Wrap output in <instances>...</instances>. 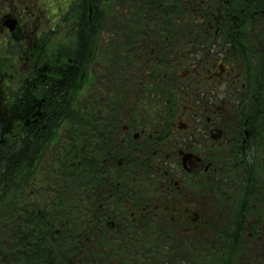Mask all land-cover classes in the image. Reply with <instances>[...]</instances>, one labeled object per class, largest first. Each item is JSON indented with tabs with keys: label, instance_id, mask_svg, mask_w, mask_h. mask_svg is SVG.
Wrapping results in <instances>:
<instances>
[{
	"label": "flooded vegetation",
	"instance_id": "obj_1",
	"mask_svg": "<svg viewBox=\"0 0 264 264\" xmlns=\"http://www.w3.org/2000/svg\"><path fill=\"white\" fill-rule=\"evenodd\" d=\"M9 2L2 14L3 20L8 15L14 21L7 42L10 53L3 56L6 63L0 57V158L9 159L4 170L11 174L0 184L7 186L8 195L0 196V264H59L61 248L75 252L79 235L89 238L91 253L106 244L97 264H179L175 259L180 249L192 251L180 243L203 236L213 223L218 227L230 212L246 216L247 236L254 244L263 243L264 264V184L259 186L260 170L264 171V0H188L183 11L199 19L193 32L177 39L182 43L176 48L174 39L165 37L166 47L145 64L144 75L131 86L136 94H150L148 86L159 84V100L148 102H162V110L147 121L135 117L133 103L118 109L120 115H128L125 118L106 117L103 111L95 115L104 118L88 116V142L99 137V144L90 149L104 158L101 163L90 160L91 197L73 198L71 208L62 207L60 193L53 194L52 185L43 186V181L25 184L28 196L15 197L14 168L43 174L50 161L60 168L67 145L66 134L56 129L63 116L59 110L70 107L78 132L81 123L74 114L79 92L86 89V100L91 101L95 87H107L108 75L96 82L94 71L89 66L86 70L92 52L81 60L86 61L81 73L68 70L78 60V22L71 28V39L62 41V49L48 55L46 24L33 22V28L28 27L31 18L24 7ZM170 18L172 23L181 20ZM165 23L171 25L169 20ZM69 74L71 81L60 93ZM57 104L61 108L56 109ZM87 109L92 115L94 110ZM73 140L75 155L78 143ZM138 159L150 166L155 181L138 179L137 188L144 185V190L138 197H126L120 182L107 180L115 170L132 168ZM232 167L247 172L246 183L240 186L236 175V197L222 199L218 169ZM100 177L103 181L97 182ZM197 178L201 186H210L213 198L192 196L190 183ZM70 210L76 219L63 214ZM80 219L86 231L75 230ZM16 221L25 228L21 234L15 233ZM164 241L167 246H161ZM257 248L253 245L251 250ZM166 249L172 260L154 261L157 252ZM20 254L21 262L16 261Z\"/></svg>",
	"mask_w": 264,
	"mask_h": 264
},
{
	"label": "rangeland",
	"instance_id": "obj_2",
	"mask_svg": "<svg viewBox=\"0 0 264 264\" xmlns=\"http://www.w3.org/2000/svg\"><path fill=\"white\" fill-rule=\"evenodd\" d=\"M2 1L0 0V10L2 7ZM18 0V4H20L22 7H24V13L28 18H31V21L29 22L30 28H33L32 23L35 22L36 25L40 24H46L45 27L50 28L54 23H58L60 27H57V30H53L49 33L48 38V55H55L53 53L54 50L57 48L58 41V33H60L61 39H71V28L72 24H74V19H71L69 15L64 13V4L63 1L65 0ZM158 1V0H157ZM156 0H146L145 4L142 6L139 5V0H113L112 3V12L109 13L107 16V20L105 23L101 24V29L99 31H94V40L91 42L92 46L89 49V53L86 56L87 58L90 56L91 52L92 55L90 56V68L94 71L95 75H103L105 72H107L108 76L110 77V84H116L119 81L120 76V68L118 65V61L120 62L122 58V54L120 52V35L122 30V22L123 21H131V24L126 25L128 28L132 30V33L128 36L129 43L131 45V51L127 57V61H130L128 63L127 71L134 77L141 78L144 75L145 70V64L152 63L154 60V57L157 53H159V50H163L166 47L165 42V35L161 31V27L163 25V20L161 18V6L157 3ZM20 2V3H19ZM17 4V5H18ZM20 9V7H19ZM135 9V10H134ZM14 13H18V9L14 8ZM32 12L35 13V15L32 14ZM45 14H47V19H45ZM77 14V12H76ZM74 15V14H73ZM142 16V17H141ZM38 17V18H37ZM1 20V19H0ZM146 22L147 24H150V27L146 26V29H139L136 26L141 23ZM2 31V30H0ZM146 34V35H143ZM90 42V43H91ZM133 45H132V44ZM50 47H53L50 48ZM63 61V59L61 60ZM116 63V64H115ZM115 64V65H113ZM120 64V63H119ZM100 77L95 76L94 81L98 82L100 81ZM136 85V83L132 84L131 86ZM162 88L166 89V85L162 84ZM103 90L100 87L94 88V98L90 101L91 110L93 111L92 116L97 117L95 114L97 112H102V109H99L102 104H106L107 106H114L118 107L121 105H124L126 103L127 106L131 105L133 103V109L134 115L136 118H142V121H147L149 119H152L156 117V111L162 110V102L157 101L156 103H150L148 102L149 98H153L156 100H159L158 96L160 92L158 90L160 89L159 84H153L150 88V94H148L147 91H142L139 93V95L136 97V99L133 97V95L130 94V88L129 86H126L125 88H122L121 90H118L116 96H114L112 93L111 95L107 94V90L102 86ZM125 93H124V92ZM152 91V92H151ZM88 96V92L86 89L82 90V94L78 96L77 101L79 103H84V100ZM128 97V101L126 98ZM163 100H166L167 96H162ZM158 104V105H157ZM164 106V105H163ZM102 107V106H101ZM131 107V106H129ZM161 107V108H160ZM69 108H67L64 112L63 110H59L63 113L62 120L63 123L60 122V125L56 127L58 130L61 128L63 132L67 135H64L66 143L72 142L75 143L73 140L76 138V141L78 140L77 137L72 136V131L74 128V120H69L72 116L69 113ZM79 106L77 112L74 114L75 119L77 117L83 118L86 114L79 112ZM67 113H69L67 115ZM79 113V114H78ZM66 115V116H65ZM242 115H244V112H242ZM119 118H125L128 117V115H120L118 114ZM63 133V134H64ZM71 138L73 141H71ZM80 142V141H79ZM68 153V152H67ZM71 153V151H69ZM246 159V158H245ZM141 159L136 160L137 162H140ZM223 161L226 159L222 157ZM47 172L43 176L40 175L39 179L42 178H48V180L45 182L43 181L41 184L43 186H53L50 190L53 194L58 192L60 193L61 189L60 187H55V184L50 181V179L56 180L57 183L62 184L63 180L60 178H63L66 173L70 172L68 168V163L64 162L63 165L59 167V164L52 165V161H50L47 164ZM58 168V169H57ZM18 169L14 168V173ZM27 171V170H26ZM19 174H24V170L20 169ZM264 171L262 169L260 170V184H264ZM225 176L228 178V182L226 184L219 185L217 191L221 194V197L226 198H232L234 197V189H233V177L231 174V169L225 170ZM150 182H154L152 175H149L147 177ZM197 180H200V178L192 179L190 183V187L192 190V196L197 198H202L203 196L207 198H213V191L210 188V186L207 184L206 187L204 185L201 186L200 183L197 182ZM1 183L6 182L4 180H1ZM208 183V181H207ZM148 187L150 184H146ZM145 186H140L138 188L130 189V193L135 196H139V192L143 191ZM128 191V189H127ZM0 196L3 197L7 193V186L0 187ZM147 196H151V194H146ZM76 198H79V200H85L88 197L80 198L76 196ZM78 200V201H79ZM84 206H86V203H83ZM84 206H80V208H84ZM5 239V238H4ZM176 245V244H175ZM14 247H16L14 245ZM19 248V247H16ZM20 249V248H19ZM97 250L105 251L106 252V244H104L101 247H95ZM21 252V249H20ZM23 259V256L20 254L16 261L21 262ZM15 262V260H14Z\"/></svg>",
	"mask_w": 264,
	"mask_h": 264
},
{
	"label": "trees",
	"instance_id": "obj_3",
	"mask_svg": "<svg viewBox=\"0 0 264 264\" xmlns=\"http://www.w3.org/2000/svg\"><path fill=\"white\" fill-rule=\"evenodd\" d=\"M161 4L163 5V11L166 13L169 20L172 21L170 18H176L177 16L181 17V20L171 22V26L168 28L163 29L162 31L165 33L166 36L171 38H176V46H179L181 42L177 41V39L181 38L183 35H187L190 32H193V25L195 21H198V18L194 17V14L190 13V18L187 17L186 13L183 11V7H186L188 4V0H160ZM112 3L113 0H80L79 2L75 1L73 7L79 4L78 8V17H77V25H78V32H77V51L78 54L80 50L87 45L90 44L91 41L94 40V31H98L101 29V25L106 21L107 14L113 13L112 12ZM168 6V7H167ZM88 7L92 9L90 15H88ZM135 10V9H134ZM72 10L71 12H73ZM124 22V21H123ZM122 22V23H123ZM128 32L127 29H125ZM121 35H124V31H121ZM231 36H227L228 40H230ZM119 65V60L116 61ZM85 63H81V60H77L72 65L68 67V70H71L72 74L81 73L83 71V67ZM116 64V63H115ZM113 64V65H115ZM71 74L67 75V78L63 80V85L61 87V91H66L67 84L71 81ZM69 87V86H68ZM59 98V99H58ZM62 96H57V100H60ZM56 109L61 108L58 104L55 107ZM79 138H82L80 147L78 149L77 154H67L65 155V160L67 159L69 171L63 178L64 186L62 191V200L63 201H70L71 198L76 197L75 191L79 190L78 188L71 189L69 185L72 183V180H77L80 183H85L90 179V170L89 167L91 165V161L93 163H101L104 156L98 152H92L90 147L91 141L97 140V136L87 142L84 146L87 139V134L89 133L87 125L79 124ZM91 135V134H89ZM92 136V135H91ZM99 141V140H98ZM91 145V146H90ZM96 146V145H95ZM71 150L70 148L68 149ZM16 153H18L16 151ZM23 157L20 158L19 161L24 162L21 160ZM24 159V158H23ZM92 159V160H91ZM91 160V161H90ZM9 159L5 156L0 158V182L4 180L6 183L9 181V177L11 173H7L4 170L5 166H8ZM73 166L77 170V174L75 175V171L72 172ZM97 167V164H96ZM20 171L15 172L14 181L19 183V188H25V183L27 182L26 177L24 174H19ZM82 190L87 192V189L83 188L81 185ZM22 191V189H21ZM19 196V195H18ZM20 197H25L24 192L20 193ZM85 197V195H82ZM244 198V196H240ZM64 206L70 205V203H63ZM246 216L238 215V217H228L222 222V226L219 229L213 230L209 235L205 236L204 241L194 243L193 245L199 247L196 255H191L187 260L188 264H251L252 259L255 262H263V251L261 248L255 249V253L251 250L253 245H260L261 243H253V241L247 237L246 233ZM15 233L21 234L22 228L18 226V221L15 222ZM167 241H164L161 246H167ZM65 246V244H64ZM86 246L80 243L78 250L75 253H67L62 252L59 254L60 260L63 264L68 261H77V262H87L88 260V253L85 250ZM159 257L155 258L154 261H159L163 263H169L171 258L169 256V251L163 250L157 252Z\"/></svg>",
	"mask_w": 264,
	"mask_h": 264
},
{
	"label": "bare ground",
	"instance_id": "obj_4",
	"mask_svg": "<svg viewBox=\"0 0 264 264\" xmlns=\"http://www.w3.org/2000/svg\"><path fill=\"white\" fill-rule=\"evenodd\" d=\"M92 43L94 44V42H91L89 45H87L86 47L82 48L80 50L79 54L77 53V59L82 60V59H84L87 56V54L89 52V49L92 46Z\"/></svg>",
	"mask_w": 264,
	"mask_h": 264
}]
</instances>
